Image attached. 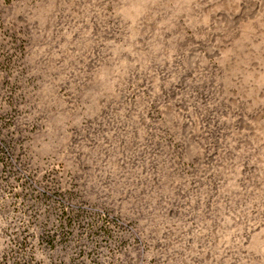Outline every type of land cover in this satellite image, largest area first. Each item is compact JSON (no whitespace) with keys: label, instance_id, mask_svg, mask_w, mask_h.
Instances as JSON below:
<instances>
[{"label":"rangeland","instance_id":"1","mask_svg":"<svg viewBox=\"0 0 264 264\" xmlns=\"http://www.w3.org/2000/svg\"><path fill=\"white\" fill-rule=\"evenodd\" d=\"M0 264H264V0H0Z\"/></svg>","mask_w":264,"mask_h":264}]
</instances>
